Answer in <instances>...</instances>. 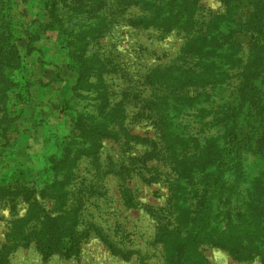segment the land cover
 Here are the masks:
<instances>
[{
	"label": "trees",
	"instance_id": "obj_1",
	"mask_svg": "<svg viewBox=\"0 0 264 264\" xmlns=\"http://www.w3.org/2000/svg\"><path fill=\"white\" fill-rule=\"evenodd\" d=\"M220 1L225 11L210 15L204 13L201 0L44 2L53 16L50 29L63 30L59 43L68 49L66 67L78 75L75 95L88 100L77 123L82 133L98 141L121 136L125 144L135 139L151 142L142 166L148 172L154 170L167 188L168 208L153 210L160 220L155 241H164L165 264H209L204 245L221 248L237 261L264 263V0ZM6 2L9 10L10 0ZM61 2L78 15L76 20L61 17L57 10ZM124 14L128 26L151 30L156 37L183 35L179 50L172 56L164 50L160 62L144 76L151 94L143 99L142 116L157 131L150 140L121 134L125 129L112 131L109 124L118 125L125 118L124 100L115 102L106 115L100 113L105 105L100 75L108 68L103 60L82 58L77 50L78 34L84 33L88 45L89 38L102 37L113 26L112 17ZM12 23L0 32L1 37L10 39L19 32L27 35L29 45L39 40L40 35ZM33 49L29 47L28 52ZM91 67L97 69L96 77L88 75ZM206 152L215 159L189 169ZM92 153L87 147L74 155L82 158ZM151 158L163 162L166 170L146 165ZM125 169L132 168H102L101 173L118 171L122 176ZM126 190V205L143 206ZM57 199L60 212L70 210L75 216L45 215L38 229L39 225L31 228L29 221L20 219L17 231L25 229L29 235L15 248L27 246L34 239L30 234H37L35 246L44 257L79 255L82 237L87 236L74 222L81 208L66 209L67 190L59 192ZM4 257L0 255V264H9Z\"/></svg>",
	"mask_w": 264,
	"mask_h": 264
},
{
	"label": "rangeland",
	"instance_id": "obj_2",
	"mask_svg": "<svg viewBox=\"0 0 264 264\" xmlns=\"http://www.w3.org/2000/svg\"><path fill=\"white\" fill-rule=\"evenodd\" d=\"M45 1L10 0L8 10L6 0H0V32L13 22L17 28L24 25L40 35L31 45L24 33L17 32L10 39L0 36V255L9 259V264H165L164 241H155L160 220L153 210L168 208L167 188L154 170L148 172L142 166L151 142L135 139L125 144L121 136L98 141L82 133L77 123L88 100L75 95L78 75L66 67L68 49L59 43V31L63 30L50 29L53 16ZM201 3L207 15L225 11L220 0ZM68 8L61 2L57 10L62 18L76 20L78 15ZM125 17H112L116 21L113 26L102 37L89 38L88 45L83 41L84 33L78 34L77 50L82 58H99L108 68L100 75L105 85L101 90L105 105L100 113L106 115L115 102L124 100L125 118L116 122L118 125L109 124L112 131L125 129L121 134L129 132L150 140L157 131L148 117L142 116L143 99L151 94L144 76L160 62L164 50L171 56L179 50L183 35L156 37L151 30L128 26ZM29 47L35 49L29 53ZM88 75L96 77L97 69L91 67ZM30 126L40 134L36 146L28 145L25 134ZM87 147L92 155H74ZM156 159L151 158L146 165H157V170L164 172L163 162ZM214 159L206 152L194 165L183 166L194 169L196 164L201 167L204 161ZM120 166L132 169H125L122 176L118 171L101 173L102 168ZM126 188L143 206L125 204ZM62 190L68 191L66 209L81 208L74 222L87 236L82 237L79 255L71 259L58 254L44 257L35 246L37 234H30L34 239L27 246L15 248L14 244L26 242L29 235L25 229L17 231L20 219L29 221L31 228L39 225L38 229L39 219L45 215L75 216L70 210L60 212L57 208ZM36 208L39 212L35 215ZM113 243L119 253H115ZM201 248L209 264H264L234 260L221 248Z\"/></svg>",
	"mask_w": 264,
	"mask_h": 264
},
{
	"label": "crops",
	"instance_id": "obj_3",
	"mask_svg": "<svg viewBox=\"0 0 264 264\" xmlns=\"http://www.w3.org/2000/svg\"><path fill=\"white\" fill-rule=\"evenodd\" d=\"M28 131H26V136L28 137V145L31 146H36L38 144H40V134L37 128H34L32 126L29 127V129L27 128Z\"/></svg>",
	"mask_w": 264,
	"mask_h": 264
}]
</instances>
